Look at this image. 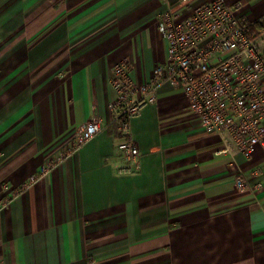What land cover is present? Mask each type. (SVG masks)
<instances>
[{
    "label": "crops",
    "instance_id": "1",
    "mask_svg": "<svg viewBox=\"0 0 264 264\" xmlns=\"http://www.w3.org/2000/svg\"><path fill=\"white\" fill-rule=\"evenodd\" d=\"M222 1L264 16V0ZM177 3L0 0V264H264V143L220 154L167 83L126 136L109 111L114 66L143 85L166 61L157 15ZM93 120L103 130L42 176ZM123 139L134 176L118 173Z\"/></svg>",
    "mask_w": 264,
    "mask_h": 264
},
{
    "label": "built area",
    "instance_id": "2",
    "mask_svg": "<svg viewBox=\"0 0 264 264\" xmlns=\"http://www.w3.org/2000/svg\"><path fill=\"white\" fill-rule=\"evenodd\" d=\"M189 4L188 0H178L176 7L157 15L167 59L153 69L145 84L133 82L127 62L114 66L110 85L115 99L109 111L126 136L130 119L144 106L155 104L161 86L167 83L187 96L190 111L204 132L220 139V154L239 153L251 158L256 147L264 143V16L245 22L241 2L222 0H212L182 15ZM102 130L97 121L87 122L75 141L53 164L42 167L40 174L46 175L72 157ZM118 149L126 159L118 173L134 176L137 147L123 139ZM235 186L244 190V178L236 176Z\"/></svg>",
    "mask_w": 264,
    "mask_h": 264
},
{
    "label": "trees",
    "instance_id": "3",
    "mask_svg": "<svg viewBox=\"0 0 264 264\" xmlns=\"http://www.w3.org/2000/svg\"><path fill=\"white\" fill-rule=\"evenodd\" d=\"M261 26V25H260ZM260 26H256L255 28H259Z\"/></svg>",
    "mask_w": 264,
    "mask_h": 264
}]
</instances>
